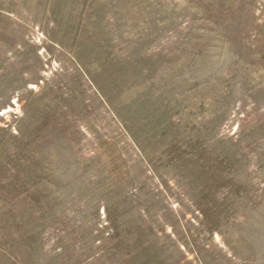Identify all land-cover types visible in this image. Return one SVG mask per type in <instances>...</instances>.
Wrapping results in <instances>:
<instances>
[{
    "label": "rangeland",
    "instance_id": "374dc122",
    "mask_svg": "<svg viewBox=\"0 0 264 264\" xmlns=\"http://www.w3.org/2000/svg\"><path fill=\"white\" fill-rule=\"evenodd\" d=\"M0 264H264V0H0Z\"/></svg>",
    "mask_w": 264,
    "mask_h": 264
}]
</instances>
